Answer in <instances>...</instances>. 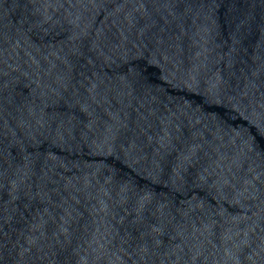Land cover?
<instances>
[{
	"label": "water",
	"instance_id": "95a60500",
	"mask_svg": "<svg viewBox=\"0 0 264 264\" xmlns=\"http://www.w3.org/2000/svg\"><path fill=\"white\" fill-rule=\"evenodd\" d=\"M0 264H264V0H0Z\"/></svg>",
	"mask_w": 264,
	"mask_h": 264
}]
</instances>
